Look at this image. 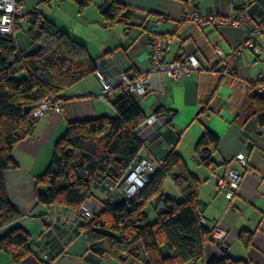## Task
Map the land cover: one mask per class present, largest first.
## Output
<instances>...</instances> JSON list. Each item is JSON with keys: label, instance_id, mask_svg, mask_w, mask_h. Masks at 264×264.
<instances>
[{"label": "crops", "instance_id": "0c3cea01", "mask_svg": "<svg viewBox=\"0 0 264 264\" xmlns=\"http://www.w3.org/2000/svg\"><path fill=\"white\" fill-rule=\"evenodd\" d=\"M17 1L24 5L27 13L37 9L59 29L83 44L96 60L97 72L106 78L116 77L121 72L150 73L147 21H153V30L172 39L163 49L166 64L182 62L189 56L197 59L201 70L191 69L177 81H172L165 73L152 75L150 89L137 98L147 120L155 116L157 109L174 114L171 127L159 118L154 125L157 130L149 132L146 127L141 128L145 141L141 156L152 155L156 159L174 148L186 160L191 173L202 182L199 199L203 204L206 226L212 228L218 224L227 232L221 247L208 241L203 259L188 264H207L222 258L223 246L235 260L264 264V126L259 128L254 119L246 124L238 121L248 97L258 92L255 83L264 78V30L256 39L260 55L245 51L241 59L235 61L231 54L244 40L243 31L224 23H213L211 19L244 14L247 4L261 6L264 0H196L199 16L207 20L202 24L185 19L187 0H118L131 12L127 25L117 24L111 28H105L99 11L106 0L90 4L83 10H79L73 0L70 3L49 0L47 3H61L54 10L50 8L49 12L40 10L45 0ZM261 16L258 12L255 17L259 19ZM159 17H164L165 21L156 20ZM21 27L28 28L27 18L18 20L17 29ZM17 39V49L23 55L38 48L31 41L25 46ZM214 45L222 47L224 61L214 54ZM211 66H217V71L206 70ZM220 67L229 75H222ZM99 83L94 74L63 91L59 97L62 113L38 119L32 134L17 143L11 153L17 168L4 172L6 194L22 215L15 225L30 235L31 254L19 264H145L138 245L134 246L136 254L120 260L90 251L83 228L85 219L80 216L82 212L78 215L60 206L40 205L36 199V178L51 164L54 145L68 124L116 115L111 103L120 91L115 90L102 100ZM205 129L219 138L218 152L213 158L220 167L214 172L198 166L194 154V147ZM171 131L174 136L180 132L176 144H173L175 138L171 142L166 138ZM240 153L244 154L247 167L239 168L242 179L233 199L228 200L219 193L216 184L225 168L229 164L235 165L233 159ZM171 186L169 182L165 184L164 194L180 200L179 192ZM95 193L103 200L112 194L107 189ZM149 210L150 220H153L151 208L147 212ZM241 231L252 234L248 248L239 239ZM0 264H11L8 255L0 254Z\"/></svg>", "mask_w": 264, "mask_h": 264}, {"label": "trees", "instance_id": "16d2710c", "mask_svg": "<svg viewBox=\"0 0 264 264\" xmlns=\"http://www.w3.org/2000/svg\"><path fill=\"white\" fill-rule=\"evenodd\" d=\"M73 1L79 10L91 4V0ZM99 11L105 28L127 25L131 12L118 0H106ZM25 18L26 34L38 46L37 50L23 55L15 38L0 35V254L8 255L11 264H19L31 254L30 235L15 225L22 215L8 200L4 184V172L17 168L11 153L17 143L32 134L38 119L31 112L38 102L48 97L59 100L63 91L97 71L96 60L87 48L37 9L26 13ZM212 68L217 71V66ZM258 84L263 91H255L248 97L238 121L246 124L254 119L262 128L264 78ZM111 106L116 113L114 117L101 116L68 124L54 145L51 164L36 178L38 204L60 206L78 215L90 211L91 219L84 218L83 228L89 249L96 254L120 260L136 254L134 246L138 245L145 264L201 261L211 229L201 221L204 220L199 199L201 180L191 173L186 160L174 148L156 159L152 155L141 156L145 148L141 127L147 117L136 97L120 92ZM154 114L165 125L171 124L174 115L163 109H157ZM154 129L157 130L156 126ZM179 134L176 132L174 136L171 131L166 138L170 142L175 138L173 144H176ZM218 146L219 138L205 129L194 147L197 165L209 172L216 171L220 165L213 157ZM144 158L152 159L154 164L162 163L156 165L142 189L126 199L120 191L123 181ZM167 182L179 192L180 200L164 194ZM106 189L112 192L107 200L97 197L95 191ZM239 239L248 248L252 234L241 231ZM225 250L223 246L222 258L207 264H247L231 258Z\"/></svg>", "mask_w": 264, "mask_h": 264}, {"label": "built area", "instance_id": "2783aa9c", "mask_svg": "<svg viewBox=\"0 0 264 264\" xmlns=\"http://www.w3.org/2000/svg\"><path fill=\"white\" fill-rule=\"evenodd\" d=\"M59 1V0H57ZM10 9V10H9ZM261 13L262 16L256 19V13ZM26 11L24 5L17 0H0V35L6 37L15 36V27L19 19L25 18ZM185 19L195 24H202L204 18L199 16L197 12L196 0H187V14ZM213 23H224L232 26L235 29L243 31L244 40L240 42L235 50L232 52V57L235 61L241 59L245 51H250L253 55H260L261 50L256 43L257 37L264 30V4L261 6L254 3L247 4L244 14L229 16L227 18H211ZM158 21H165L164 17L156 19ZM153 21H147L148 38L150 42V73L148 75H137L132 72H121L116 77L106 78L101 72H96L98 81L101 84V99L105 100L115 90L128 93L131 96L139 98L144 96L151 87V76L165 73L172 81H177L182 75L188 73L189 70H201V65L193 56L185 58L182 62H175L166 64L164 62L163 49L164 46L169 45L172 41L171 37L159 34L153 30ZM213 51L220 61L225 60V53L220 45H214ZM218 69V68H217ZM207 71L213 70L212 67L206 68ZM222 75L228 76V72L220 67ZM256 84L258 92L263 89ZM63 111L62 104L54 97H48L38 102L32 110V116L35 119L50 117L53 114H61ZM159 121L156 116H151L142 127H146L149 132L154 131V125ZM141 127V128H142ZM234 164L228 165L225 168L224 174L217 181V189L228 200H232L239 183L242 179V173L239 168L246 169L247 160L244 154H237L233 159ZM159 161L154 164L150 158H144L139 161L127 175L120 188L121 193L127 199L136 195L140 189L148 182L149 175L155 169L156 165H160ZM82 216L86 220H90L92 213L88 210L82 212ZM205 223L204 220H201ZM227 232L220 225L216 224L210 229L208 236L209 242L216 245H223L226 239Z\"/></svg>", "mask_w": 264, "mask_h": 264}, {"label": "rangeland", "instance_id": "374dc122", "mask_svg": "<svg viewBox=\"0 0 264 264\" xmlns=\"http://www.w3.org/2000/svg\"><path fill=\"white\" fill-rule=\"evenodd\" d=\"M64 1L67 2V3H70L69 1H71V0H64ZM97 2H102V0H91V4H93V5H94V3L96 4ZM71 3L73 5H75L73 1ZM60 5H61V3L58 4V3H54V2H50V3H47L46 2V3H44V5L41 6V9L40 10L42 12H49L50 8H52L54 10V9H56ZM15 38H18L17 39V42L18 43L25 44V46H28L29 43H30L29 37L27 36L26 29L24 27L23 28L21 27V28H19V29L16 30ZM167 193H168V191H167V188H166V194ZM148 212H149L148 215L151 217L150 210Z\"/></svg>", "mask_w": 264, "mask_h": 264}, {"label": "bare ground", "instance_id": "6f19581e", "mask_svg": "<svg viewBox=\"0 0 264 264\" xmlns=\"http://www.w3.org/2000/svg\"><path fill=\"white\" fill-rule=\"evenodd\" d=\"M21 3V2H20ZM27 13V12H26ZM23 19V18H22ZM20 20V19H19ZM26 20V19H25ZM150 70V69H149ZM97 72V71H96ZM100 84V83H99ZM52 117V116H51Z\"/></svg>", "mask_w": 264, "mask_h": 264}, {"label": "clouds", "instance_id": "9594fccd", "mask_svg": "<svg viewBox=\"0 0 264 264\" xmlns=\"http://www.w3.org/2000/svg\"><path fill=\"white\" fill-rule=\"evenodd\" d=\"M10 10V9H9Z\"/></svg>", "mask_w": 264, "mask_h": 264}]
</instances>
